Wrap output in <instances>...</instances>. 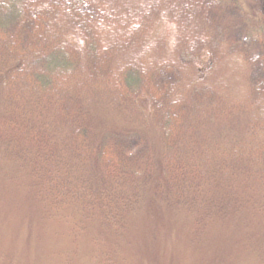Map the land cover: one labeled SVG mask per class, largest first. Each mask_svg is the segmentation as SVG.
I'll use <instances>...</instances> for the list:
<instances>
[{
  "label": "trees",
  "instance_id": "1",
  "mask_svg": "<svg viewBox=\"0 0 264 264\" xmlns=\"http://www.w3.org/2000/svg\"><path fill=\"white\" fill-rule=\"evenodd\" d=\"M223 1L239 12L207 60L191 48L208 40L184 15L171 19L184 37L169 52L164 35L147 40L155 3L136 16L109 0H0V161L29 178L42 211L67 209L79 227L96 221L119 235L151 173L155 193L179 202L228 174L264 180V0L252 16ZM109 104L138 126L95 125L93 111ZM239 115L245 131L228 135ZM211 130L214 141H201Z\"/></svg>",
  "mask_w": 264,
  "mask_h": 264
},
{
  "label": "rangeland",
  "instance_id": "2",
  "mask_svg": "<svg viewBox=\"0 0 264 264\" xmlns=\"http://www.w3.org/2000/svg\"><path fill=\"white\" fill-rule=\"evenodd\" d=\"M185 1L109 0L136 16L157 4L159 12L147 40L164 35L168 52L178 37H184L171 19L184 15L187 24L208 40L191 50L210 60L204 55L213 51L208 42L239 11L225 9L223 0H207L193 12L183 6ZM236 2L250 16L255 14L256 0ZM215 67L221 77V61ZM141 107L147 112L149 105L145 101ZM92 121L120 131L138 126L130 111L110 104L95 109ZM228 127V135L242 134L244 117L239 115ZM213 132L200 135V140L213 142ZM144 135L151 154H160L159 134L147 129ZM206 151L216 155L214 147ZM155 179L156 173H151L141 183L142 200L129 214L127 227L115 235L96 221L79 227L78 218L68 216L67 209L42 211L29 178L17 166L0 161V264H264L263 179L252 172L228 174L202 185L201 192L185 202L155 193Z\"/></svg>",
  "mask_w": 264,
  "mask_h": 264
}]
</instances>
